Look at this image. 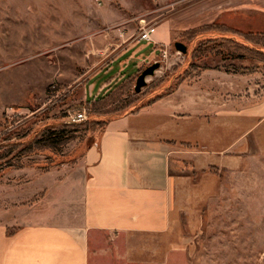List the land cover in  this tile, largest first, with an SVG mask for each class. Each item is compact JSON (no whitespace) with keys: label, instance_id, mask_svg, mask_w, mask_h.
Masks as SVG:
<instances>
[{"label":"rangeland","instance_id":"obj_1","mask_svg":"<svg viewBox=\"0 0 264 264\" xmlns=\"http://www.w3.org/2000/svg\"><path fill=\"white\" fill-rule=\"evenodd\" d=\"M229 2L0 0V211L15 217V211L28 209L41 196L42 181L60 177L96 140L103 120L158 93L166 95L180 83L202 80L204 69L264 81V58L250 52L238 57L225 43L217 47V41L179 37L184 26L206 19L242 34L264 33L263 15L221 11ZM163 20L176 25L172 41L161 47L165 55L151 52L149 41L134 43L141 23ZM162 28L152 35L169 38ZM175 41L187 46L186 53L176 50ZM154 61L160 66L135 92L137 75ZM102 84L108 85L105 91H99ZM80 111L86 118L72 121ZM52 130H60L55 141L45 136ZM210 171L218 181L209 179L208 198L196 205L197 227L184 230L182 218L176 246L158 264H264V149L252 143L235 169ZM116 246L115 239L114 264H152L128 263Z\"/></svg>","mask_w":264,"mask_h":264},{"label":"crops","instance_id":"obj_2","mask_svg":"<svg viewBox=\"0 0 264 264\" xmlns=\"http://www.w3.org/2000/svg\"><path fill=\"white\" fill-rule=\"evenodd\" d=\"M229 3L221 11L264 16V0ZM160 24L170 35H151V52L174 37L175 23L163 20L155 32ZM228 75L204 69L202 80L109 119L71 167L42 181L28 209L0 211V264H114L115 239L128 263L163 261L183 232L178 222L197 227L196 205L207 200L209 179L218 181L210 169H235L252 143L264 149V81Z\"/></svg>","mask_w":264,"mask_h":264},{"label":"trees","instance_id":"obj_3","mask_svg":"<svg viewBox=\"0 0 264 264\" xmlns=\"http://www.w3.org/2000/svg\"><path fill=\"white\" fill-rule=\"evenodd\" d=\"M229 33H231L232 35H230ZM233 35L239 36L241 40L236 39ZM179 37L182 38L183 40L186 39L189 41H193L194 43L200 40H204V42L212 41L213 43L214 41H217L218 42L216 44L217 47H220L221 43H225L226 45L225 47L227 51L231 52L229 54H236V56L238 57H245L246 56L245 52H250L254 54L255 56H258V57L260 56L264 58V33L242 34L237 31H232L231 29H229L223 24H216L214 22L211 24L202 25L199 27L186 30L180 33ZM196 49L194 48V50L192 51L193 55H195V53L197 52ZM98 97H101V96H98ZM156 97L157 96H155L154 98ZM96 98L94 101L97 100ZM108 120L109 119L102 121L101 128H104ZM97 122H100V121H97ZM57 131L59 132L58 135H57L58 133ZM45 136L47 138H52L51 140L55 141L54 139H58L59 137L57 136H60V130H52V131L46 132Z\"/></svg>","mask_w":264,"mask_h":264},{"label":"water","instance_id":"obj_4","mask_svg":"<svg viewBox=\"0 0 264 264\" xmlns=\"http://www.w3.org/2000/svg\"><path fill=\"white\" fill-rule=\"evenodd\" d=\"M174 47L176 50L186 53L187 46L181 41H175ZM160 66L159 61H154L151 64L147 65L141 72L137 75L134 83V91L139 92L143 86L146 85V78L148 76L154 75L156 69Z\"/></svg>","mask_w":264,"mask_h":264},{"label":"built area","instance_id":"obj_5","mask_svg":"<svg viewBox=\"0 0 264 264\" xmlns=\"http://www.w3.org/2000/svg\"><path fill=\"white\" fill-rule=\"evenodd\" d=\"M138 30L139 31L136 37V41L151 40V35L155 31V23H141ZM162 54L165 55L166 51L163 50ZM85 118V113L81 111L77 112L75 115H72V121H80Z\"/></svg>","mask_w":264,"mask_h":264}]
</instances>
